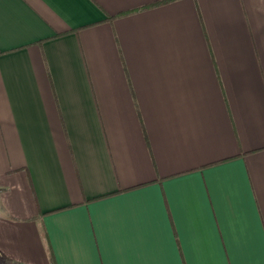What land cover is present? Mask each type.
<instances>
[{"label": "crops", "instance_id": "crops-1", "mask_svg": "<svg viewBox=\"0 0 264 264\" xmlns=\"http://www.w3.org/2000/svg\"><path fill=\"white\" fill-rule=\"evenodd\" d=\"M0 264H264V0H0Z\"/></svg>", "mask_w": 264, "mask_h": 264}, {"label": "trees", "instance_id": "trees-1", "mask_svg": "<svg viewBox=\"0 0 264 264\" xmlns=\"http://www.w3.org/2000/svg\"><path fill=\"white\" fill-rule=\"evenodd\" d=\"M160 4H163V2L153 3V4H151V5H147V6L143 7V9H144V8L153 7V6H158V5H160ZM111 18H113V16H112Z\"/></svg>", "mask_w": 264, "mask_h": 264}]
</instances>
